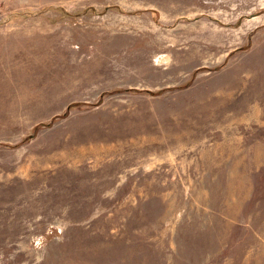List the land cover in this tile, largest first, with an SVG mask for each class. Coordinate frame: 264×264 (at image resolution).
I'll return each mask as SVG.
<instances>
[{"label": "rangeland", "instance_id": "obj_1", "mask_svg": "<svg viewBox=\"0 0 264 264\" xmlns=\"http://www.w3.org/2000/svg\"><path fill=\"white\" fill-rule=\"evenodd\" d=\"M0 264H264V0H0Z\"/></svg>", "mask_w": 264, "mask_h": 264}]
</instances>
